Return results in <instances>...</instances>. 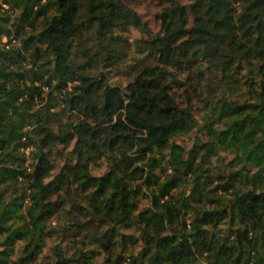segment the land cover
<instances>
[{"label": "trees", "instance_id": "16d2710c", "mask_svg": "<svg viewBox=\"0 0 264 264\" xmlns=\"http://www.w3.org/2000/svg\"><path fill=\"white\" fill-rule=\"evenodd\" d=\"M157 18L168 35L121 70L131 42L114 33L148 25L127 0H0V36L19 40L0 46V236L8 250L0 257L20 245L12 264H264L250 250L264 247V0L172 1ZM201 61L209 68L195 79L207 95L169 77V68L182 73ZM101 64L107 75H80ZM113 68L135 76L129 112H144L153 126L105 171L83 158L90 137L120 127L111 116L124 107L123 82L111 80ZM77 80L87 87L67 94ZM183 88L204 105L201 116L181 100ZM184 134L190 146L178 140Z\"/></svg>", "mask_w": 264, "mask_h": 264}, {"label": "clouds", "instance_id": "9594fccd", "mask_svg": "<svg viewBox=\"0 0 264 264\" xmlns=\"http://www.w3.org/2000/svg\"><path fill=\"white\" fill-rule=\"evenodd\" d=\"M43 3H47L48 0H42ZM151 0H143L144 8L142 10V16H145L149 19V22L152 24V28L145 29L143 26L140 28H137L134 33H128V32H121L117 30L114 34L122 37H129L130 38V45H123V47L127 50L126 51V58L122 61V63L118 66L119 69H130L133 66H138V62L144 61L145 57L148 55L150 51H152V48L149 44L150 41L156 40L157 37L164 38L168 35L167 32L162 31V27L164 22L160 21L159 26L155 24L151 20V15H154V13H149L147 5L150 3ZM156 3H159V0H155ZM8 5H3V10H7ZM130 23H135L134 20H132ZM155 29V32H153L152 29ZM28 34H33L29 31ZM38 35V32L36 33ZM26 38V37H24ZM9 37L6 35L0 36V46H4ZM179 44H182L183 41H178ZM50 59H54L53 57H49ZM193 59L192 57H188L185 59V63L189 60ZM74 63H83V61H76ZM209 65L207 63H204L201 61L199 64L195 65L193 69L190 71L186 70L182 73L178 72L176 68H169V77L176 76L180 80L185 81L188 84V91L192 92L193 94H199L201 96L208 94V89H206L204 86L200 85L196 79H195V73L201 71L202 69H208ZM105 72V75L108 74V70H105L101 66L95 68L94 70L86 73H80V75H86L89 77H92L94 79H99L100 73ZM138 74V73H137ZM191 76V82L188 81V77ZM247 73H245L241 79L246 80L248 79ZM135 79V76L127 77L123 80L122 83V92H121V98L123 99L124 107L119 110H113L112 112V123L113 124H119V129L117 131H111V125H107L109 127V133L105 134L101 137H97L96 139H92L91 137L88 140V145L86 148V154L84 155L83 162L85 164L96 166L100 165L105 171L108 167H111L113 165H117L121 163L125 156H128L136 151V147L140 146L143 141L146 140L148 136V132L150 128L153 126V120L152 118L148 117L144 112H133L130 114L129 112V105L132 103L131 100L127 99L126 93L128 92V85L133 82ZM165 83L171 85L172 79L166 78ZM78 86L81 90L87 87V84L82 83L80 80H77L75 82V85H70L68 89L67 94L71 95H80V93H73L72 87ZM106 88V85H105ZM49 89L45 88L44 93L45 95L48 93ZM246 89H244L243 85L240 87V91H238L237 95H243L245 93ZM182 94V93H180ZM98 98L96 100L97 105L99 108H103L104 106V97L102 93L97 94ZM27 97H25L21 103L26 100ZM37 107H40L38 104ZM61 108L67 107L66 104H61ZM35 110V109H33ZM54 112H58L59 108L53 109ZM105 121L107 120V117H104ZM83 120V117L79 118H73L71 121L67 122L70 126L67 130L72 131L74 130L75 126L80 124ZM27 130V129H26ZM79 137H77L78 139ZM115 139L116 143L114 147H110L109 141ZM94 145V147H93ZM75 147V140L73 141V144L69 147V152H71V148ZM31 171V169H29ZM56 175V172H52L50 175H48L44 183H48L53 177ZM95 175L100 176L103 175V171L99 173H95ZM5 239V236H0V253H5L7 250L6 246L3 245V240ZM19 247L20 245H17V248L10 252L9 255L0 257V259H3L6 264H12L13 261H15L19 256ZM252 251L253 258H264V247H260L258 245H254L253 249H250Z\"/></svg>", "mask_w": 264, "mask_h": 264}, {"label": "rangeland", "instance_id": "374dc122", "mask_svg": "<svg viewBox=\"0 0 264 264\" xmlns=\"http://www.w3.org/2000/svg\"><path fill=\"white\" fill-rule=\"evenodd\" d=\"M172 1H181L183 3H188L191 0H159V3H156L155 0H151V2L148 3V5H147L148 12L149 13H154V15H151V20L153 22H155V24L157 26H159V22H160V20L157 18V14L162 10V8L165 5L171 3ZM127 2L130 5H132L133 7H135L142 14V10L144 8L143 0H127ZM143 17L148 22L147 29L148 28H152V24L149 22V19L147 17H145V16H143ZM136 29L137 28H135V27L132 28V30L130 31V34L134 33ZM145 29H146V27H145ZM152 30H153V32H155L154 28ZM129 40H130V38H129ZM116 70H117V68H113L112 75H111V80L112 81L123 82V80L125 78H127V76L124 73L117 74ZM121 70H123V69H121ZM212 82H214V81H212ZM183 90H184V88L180 89V92L182 93L181 97H180L181 100L188 101L189 104L195 105L196 114L201 116V114L204 112V109H205L204 105L201 104V103H198L197 100L195 99V97L191 93L189 94L188 92L183 91ZM167 134H170V133H167ZM177 138H178V140L183 141L185 144H187L189 146L192 144V136H191V134H184L181 137H177ZM55 165H56L55 166V171H57L60 168V166H61V161H55ZM94 170L96 172H100L101 171V167H95ZM47 208H48V213L51 214L52 217H53L54 214H55V206L51 204ZM53 219H54V217H53ZM53 223L57 224L55 220L53 221ZM52 244H53V241H50L48 246H47V248H46L47 251H49V248H50V246Z\"/></svg>", "mask_w": 264, "mask_h": 264}, {"label": "built area", "instance_id": "2783aa9c", "mask_svg": "<svg viewBox=\"0 0 264 264\" xmlns=\"http://www.w3.org/2000/svg\"><path fill=\"white\" fill-rule=\"evenodd\" d=\"M6 4V3H4ZM9 37V36H8ZM19 40L17 37H15L14 35L10 36L7 43L5 44L6 47H9L10 45L14 44V43H18ZM31 149L30 146L27 147V152H29ZM228 264H235L234 262H229Z\"/></svg>", "mask_w": 264, "mask_h": 264}]
</instances>
